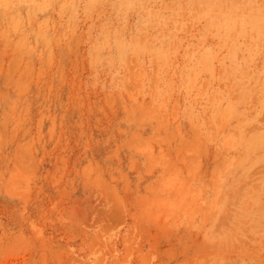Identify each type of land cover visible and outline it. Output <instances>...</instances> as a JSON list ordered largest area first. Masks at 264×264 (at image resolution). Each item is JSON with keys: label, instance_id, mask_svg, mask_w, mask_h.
Returning a JSON list of instances; mask_svg holds the SVG:
<instances>
[{"label": "rangeland", "instance_id": "1", "mask_svg": "<svg viewBox=\"0 0 264 264\" xmlns=\"http://www.w3.org/2000/svg\"><path fill=\"white\" fill-rule=\"evenodd\" d=\"M0 264H264V0H0Z\"/></svg>", "mask_w": 264, "mask_h": 264}]
</instances>
